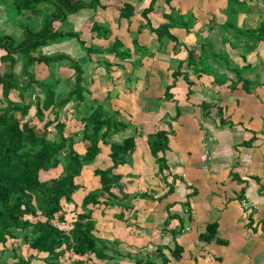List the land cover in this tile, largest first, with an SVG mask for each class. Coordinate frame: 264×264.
<instances>
[{
  "label": "crops",
  "instance_id": "1",
  "mask_svg": "<svg viewBox=\"0 0 264 264\" xmlns=\"http://www.w3.org/2000/svg\"><path fill=\"white\" fill-rule=\"evenodd\" d=\"M150 3L98 0L54 23L60 30L70 22L75 48L82 39L99 48L118 43V52H126L86 58L94 65L89 98L97 105L95 99L108 96L110 111L126 124L99 143L89 173L112 165L110 142L134 139L112 170L121 175L111 187L117 198L110 200L95 176L102 194L96 190L99 201L87 206L97 250L105 244L102 253L115 252L114 258L65 252L55 264H162L160 251L166 264H264V33L257 30L264 25V0ZM93 21L100 35L89 31ZM163 27L172 39L158 34ZM101 65L110 71L105 84ZM155 134L164 143L158 162L148 144ZM122 191L148 197L122 200ZM211 222L217 223L216 239L202 241L199 233ZM175 243L181 247L177 258L170 254ZM34 255L31 263L51 264L47 254Z\"/></svg>",
  "mask_w": 264,
  "mask_h": 264
},
{
  "label": "trees",
  "instance_id": "2",
  "mask_svg": "<svg viewBox=\"0 0 264 264\" xmlns=\"http://www.w3.org/2000/svg\"><path fill=\"white\" fill-rule=\"evenodd\" d=\"M96 1L98 0H0V3H8V7H11L17 16L26 18L22 24L18 23L20 33L17 39L12 33L0 32V100L3 104L0 105V245L4 247L8 239L22 240L29 252L25 258L16 256L17 262L31 264L34 254L40 253L47 254L44 260L51 264H55L65 252L79 257L95 253L99 259L114 258L115 252L111 255L102 253L101 250H107L105 244L97 250V237L93 234L94 219L87 206L97 203L99 196L93 190L86 189L80 177L85 166L95 165L96 157L101 151L99 143L106 144L109 137L126 124L118 119V112L113 111L116 117L110 118L101 107L92 102V98L89 100L88 85L94 80L85 77L86 73L81 64L67 53H48L45 50L59 38L77 36L76 32L59 30L54 23L65 21L70 14L82 8H91ZM153 1L151 0V3ZM150 5L142 11L144 15L146 11L151 10ZM129 6L128 3L123 4V8ZM36 17L40 18L39 28L33 24ZM100 29L95 21L89 26L91 33L99 34ZM161 30L162 28L157 29L159 35L165 32L173 38L167 27ZM257 30L262 35L264 25ZM77 40L83 48L85 42L82 39ZM120 48L118 43L107 48L89 45L86 46V53H114L122 58L126 52H118ZM19 58L22 60L21 75L27 77L25 87L31 88V84H35L42 90V96L37 95L35 101L30 98L27 102L16 101L10 97L11 91L19 86L14 70ZM62 59L71 60L69 67L72 73L68 78H73V88L61 103L63 105L71 100L77 103L76 107L80 113L77 127L81 125V128L74 132L68 129L66 132L65 123L53 112L52 118H46L42 129L38 130L37 126L25 117L32 110V115L42 121L46 117L45 112L52 111L55 90L49 82L36 79L29 68L33 64L50 67ZM242 83L247 90L248 84ZM87 104L90 105L88 111L81 112L87 108ZM49 126H52L56 134L55 139L48 136ZM160 135L155 134L148 141L151 154L157 162L162 160L159 152L164 149V143L161 142L163 137ZM77 142L82 143V151L74 147ZM133 147L132 136H126L119 142H110L108 156L112 165L92 170L94 176L98 177L100 189L108 194L110 200L117 198L111 187L121 179V175L112 172L113 167L121 163L124 155ZM63 148H66L67 152L62 173L54 178L44 179V172L60 164L58 154ZM76 192H82V195L78 196ZM119 195L122 200L148 197L143 192L129 196L122 191ZM16 231L19 232L18 237ZM216 231L217 223H208L199 238L205 242L215 240ZM2 250L3 248L0 249V264H16L3 262L5 251ZM159 253L162 264H166L168 258L162 251ZM180 253L181 247L175 243L170 254L177 258Z\"/></svg>",
  "mask_w": 264,
  "mask_h": 264
},
{
  "label": "rangeland",
  "instance_id": "3",
  "mask_svg": "<svg viewBox=\"0 0 264 264\" xmlns=\"http://www.w3.org/2000/svg\"><path fill=\"white\" fill-rule=\"evenodd\" d=\"M44 13L45 12H43V14ZM10 20L15 21L16 23L15 24H14V22L10 23L11 22ZM25 21H26V18L22 17V16H17L15 14V11L11 7H8V3L7 4L0 3V32L2 34L12 33L14 35V38L17 39L19 37L18 35L20 33V25H18V23L22 24ZM33 21H34V23H33ZM33 21H32V23L34 24V27L39 28L41 26L39 17L34 18ZM69 23L70 22H67V23H64L63 25H61L62 27H60L61 28L60 30H62V31L63 30H65V31L72 30L73 27H72V25H69ZM66 40L67 41H65L64 43H61L58 46L57 45L48 46L45 49L46 52L54 53V52H57L58 50L60 51V49H61V51L66 52L78 64H81L84 72L86 73L85 77H89V75H91V72L92 71L94 72V65H93L92 61H89L88 59L86 60L87 56L90 55V54L86 53V50H87L86 46H89V45L95 46V45H93L92 43H90V44L86 43V44H84L83 48H81L80 45H79V47L75 48L76 45L74 44L75 41H74L73 37L66 38ZM76 42H78V41H76ZM203 53H204V51H203ZM21 62H22V60H21V58H19L18 63L14 67V70L16 73V79H17L19 86H18V88L11 91L10 97L16 101L23 100L24 102H27L29 98L35 101V98L37 97V95L42 96L41 95L42 90L40 87L36 86L35 84H31V88L25 87V84L27 83V77L21 75ZM70 64H71V60L62 59L59 62L51 65L50 67H46L43 65L36 66L35 64H33L29 68V70L31 72H33V75L36 79H41V80H45V81L49 82L55 90V103L51 109L52 111H46L45 112L46 117L42 121L37 120L32 115V110H30L29 114L25 117L26 119H29L30 123L36 125L38 130L42 129L43 122L46 118H52L53 112L57 113V115H59V119L65 123V125H66L65 131L66 132L68 129L70 130V132H71V130H72V132H74V131H77L78 129L81 128V125L79 126V128L77 127L78 118L80 116V113H78V109L76 107L77 103L73 102V100H71V101H69L63 105L61 103L67 97L68 91L73 88V78H71V77L68 78L70 76V74L72 73V69L69 67ZM199 66H201L202 69L205 70V67H206L205 63H199L198 67ZM106 67H108V65L100 67V68L106 69V72H107V73L103 74L104 84L107 82L108 75L110 74V71L107 70ZM95 68H97V67H95ZM0 71H2V65L1 64H0ZM89 100H90V98H89ZM96 101H97L96 102L97 105L99 107H101V109H103L106 112V114L109 115L110 118L113 116H116L115 113H113V111H110V110H112V108H110V103L108 102V100L105 99L104 95L99 96V98ZM1 104H2V101L0 100V105ZM89 106L90 105L87 104V108L81 110V112L88 111ZM16 115L18 116V113ZM51 127L52 126L48 127V131H49L48 136L50 138L55 139L56 134ZM120 137H121V135H120ZM74 147L76 149H80L79 144L75 143ZM66 152H67L66 148H63L61 153L58 154L60 164L58 165V167H56L54 169H49L48 171L44 172V174H43L44 179L54 178V177H56L62 173L64 164H65ZM83 170H86V169L84 168ZM90 170H91V166L89 167L88 171H85L82 173L83 176H85V177H81V182H83V185L86 189H90L92 187L94 192L97 190L96 191L97 193L102 194L100 189H98V183H97L96 179H93V178H95V176L91 172L89 173ZM89 175H90V177H89ZM78 179H79V177H78ZM16 236L17 237L19 236L18 231H16ZM109 243H111V242H109ZM4 247H3V245H0V249L3 248L2 251H4L5 249H7L9 251L4 252V256L8 253V257L7 258L5 257L4 258L5 261H3V262H6V263L7 262H14L16 264H24L21 262H17L18 257L25 258L29 252V250L25 247V244L23 243L22 240H20V239H13V240L8 239L7 242L4 244ZM13 254H15V255H13ZM16 256H17V258H16ZM32 262H33V260H32ZM31 264H33V263H31Z\"/></svg>",
  "mask_w": 264,
  "mask_h": 264
},
{
  "label": "built area",
  "instance_id": "4",
  "mask_svg": "<svg viewBox=\"0 0 264 264\" xmlns=\"http://www.w3.org/2000/svg\"><path fill=\"white\" fill-rule=\"evenodd\" d=\"M240 204H241V207H242L243 209H246V208L249 207V204H248V202H247L245 199H241ZM199 234H200V233H199Z\"/></svg>",
  "mask_w": 264,
  "mask_h": 264
}]
</instances>
